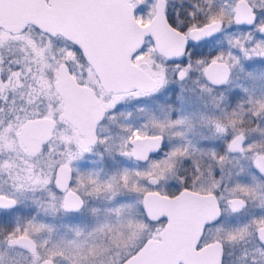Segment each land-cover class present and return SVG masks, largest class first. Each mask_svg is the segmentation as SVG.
<instances>
[{"label":"snow or ice","instance_id":"obj_1","mask_svg":"<svg viewBox=\"0 0 264 264\" xmlns=\"http://www.w3.org/2000/svg\"><path fill=\"white\" fill-rule=\"evenodd\" d=\"M257 82L264 0H0V264H264Z\"/></svg>","mask_w":264,"mask_h":264},{"label":"rangeland","instance_id":"obj_2","mask_svg":"<svg viewBox=\"0 0 264 264\" xmlns=\"http://www.w3.org/2000/svg\"><path fill=\"white\" fill-rule=\"evenodd\" d=\"M244 83H246V86L248 87H252V83L251 82H247V81H242ZM257 89L259 90L261 87H264V82H257L256 84ZM197 131H202L204 132V134L206 135H210V132L207 129H200L197 128ZM91 161H97L96 163H92ZM120 165H117L115 162H113L110 159H105L103 161H99L97 157H91L90 161L88 162L87 166L85 167V169H104L106 172H110L112 170H114L115 168L119 167ZM102 206V205H101ZM49 222L54 223L56 226V220H50ZM91 224V218H87V220H85L84 218H76L74 220L70 219V218H64L63 224H62V228L58 227V234L59 235H68L69 237L71 236V233L67 232V228L68 227H75L77 225L83 227L85 226V224Z\"/></svg>","mask_w":264,"mask_h":264},{"label":"flooded vegetation","instance_id":"obj_3","mask_svg":"<svg viewBox=\"0 0 264 264\" xmlns=\"http://www.w3.org/2000/svg\"><path fill=\"white\" fill-rule=\"evenodd\" d=\"M87 164H88V162H84V163L81 165V167L85 168V167L87 166ZM129 166H131V165H129ZM31 211L34 213V212H35V209H34V208L31 209ZM70 219H72V218H70ZM72 220H74V219H72ZM63 221H64V218H62V219H57V220H56V224H57V226H58V227H61L62 224H63ZM233 222L235 223V221H233ZM61 228H62V227H61Z\"/></svg>","mask_w":264,"mask_h":264}]
</instances>
